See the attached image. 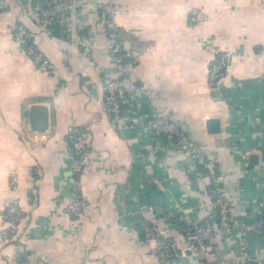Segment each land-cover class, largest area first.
<instances>
[{"label":"crops","instance_id":"0c3cea01","mask_svg":"<svg viewBox=\"0 0 264 264\" xmlns=\"http://www.w3.org/2000/svg\"><path fill=\"white\" fill-rule=\"evenodd\" d=\"M80 1L74 21L84 28L75 35L88 36L89 55L58 23L40 27L32 0H0V264H167L154 223L183 247L184 234L169 218L202 219L211 200L187 151H165L164 137L154 148L146 123L157 117L176 121L218 167L233 222L216 237L224 259L264 264V235L242 227L264 210V0H113L121 50L131 57L122 73L150 92L141 110L123 114V128L104 110V81L117 74L99 18L105 0ZM18 23L52 70L26 54L12 32ZM219 51L227 64L212 88L208 65ZM39 114L44 129L31 118ZM210 119L219 120V131L208 130ZM74 125L89 141L77 176L67 147ZM74 183L87 208L69 214ZM12 199L22 216L13 237L2 240Z\"/></svg>","mask_w":264,"mask_h":264},{"label":"built area","instance_id":"2783aa9c","mask_svg":"<svg viewBox=\"0 0 264 264\" xmlns=\"http://www.w3.org/2000/svg\"><path fill=\"white\" fill-rule=\"evenodd\" d=\"M31 16L33 20L42 28H48L55 23L61 25L62 35L68 36L79 42L82 51L89 55L90 45L88 36L80 33L76 36V31L82 30L84 25L77 20L74 21L77 7L81 6L80 0H32ZM100 23L107 38V46L110 58L114 63L117 74L104 81V110L113 125L123 128L121 122L124 113L133 114L135 108L141 110L142 102L147 99L150 92L143 86L136 83L132 78L122 73L124 62L121 50L120 27L114 19L117 8L113 0H105L99 3ZM12 32L18 42L24 44L26 54L42 70L53 69L52 62L39 48L31 36L30 31L23 24L12 26ZM228 54L219 51L208 65L207 82L210 87H216L217 81L224 73L227 64ZM153 139L154 148H162L163 137L167 139L164 150L187 151L196 165H201L204 169L203 177L211 183L215 199L210 202V207L206 216L202 219L187 221L188 227L181 229L184 234V246L181 247L176 240L171 237L165 229L154 223L156 234V250L164 262L170 264L173 260L186 261L201 258H210L215 264H229L222 256L216 245V237L220 233L232 227L233 222L230 217V202L226 199L220 175L216 174V163L206 156L189 136L182 134L176 121L166 118H151L146 123ZM135 126L133 123L129 127ZM67 142L70 152L69 168L73 176H77L87 164V151L89 141L85 132L78 125L71 127ZM175 137V140L173 139ZM74 181V180H73ZM75 182V181H74ZM10 184L14 186L16 179L13 177ZM87 208V203L82 200L77 193V184L73 185L72 198L64 207V211L69 214H77ZM22 212L15 199L5 203L3 217L7 225L2 229L1 239L8 240L16 232L18 222ZM264 218L254 217L247 225L242 224L246 230H251L264 235ZM147 235H152L149 225L146 226ZM189 250L187 254L185 251Z\"/></svg>","mask_w":264,"mask_h":264},{"label":"water","instance_id":"95a60500","mask_svg":"<svg viewBox=\"0 0 264 264\" xmlns=\"http://www.w3.org/2000/svg\"><path fill=\"white\" fill-rule=\"evenodd\" d=\"M129 58H131L129 55H123V57H122V61H125V60H127V59H129ZM35 108H37V109H40V107L39 106H33L32 107V109L34 110ZM39 116H40V114L39 115H36L35 117H31V118H33L32 120H35V122H37L38 124H41V125H37V127L36 128H38V129H44V125H45V123H46V116H45V114H42L41 115V117L39 118ZM39 121V122H38ZM33 122V121H32ZM207 125H208V130L210 131V132H217V131H219V129H220V124H219V120L218 119H210V120H208L207 121ZM32 125L34 126V123H32ZM210 126V127H209ZM187 254H189L190 253V251L189 250H186L185 251ZM205 260V258H201L199 261L201 262V261H204Z\"/></svg>","mask_w":264,"mask_h":264},{"label":"trees","instance_id":"16d2710c","mask_svg":"<svg viewBox=\"0 0 264 264\" xmlns=\"http://www.w3.org/2000/svg\"><path fill=\"white\" fill-rule=\"evenodd\" d=\"M181 132V131H180ZM182 133V132H181ZM182 134H184V133H182ZM197 167L199 168V170H201L202 172L204 171V169H203V167L201 166V165H197ZM216 174L217 175H220L219 174V171H218V167H217V165H216ZM206 190H207V192H208V194H209V196H210V200H214L215 199V194H214V191L212 190V188H211V183H207L206 184ZM258 217L260 218V217H263L264 218V210L261 212V213H259V215H258ZM169 222H170V225H172V226H175L176 228H180V229H185L186 227H188V224H187V221H185V220H183V219H181V218H179L178 216H172V217H170L169 218ZM263 230H264V226H263Z\"/></svg>","mask_w":264,"mask_h":264}]
</instances>
